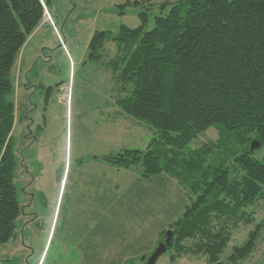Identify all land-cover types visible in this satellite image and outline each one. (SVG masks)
<instances>
[{
    "label": "trees",
    "instance_id": "trees-1",
    "mask_svg": "<svg viewBox=\"0 0 264 264\" xmlns=\"http://www.w3.org/2000/svg\"><path fill=\"white\" fill-rule=\"evenodd\" d=\"M162 5L169 11L155 16L150 30L140 11L137 27L96 31L89 42L95 60L105 42L113 44L115 55L105 64L116 83V105L156 134L145 150L125 149L102 161L120 168L140 163L144 177L165 172L177 180L191 202L158 242L170 231L171 260L203 254L208 264H224L220 256L232 230L255 223L247 208L264 186V156L253 157L264 146V0ZM45 9V0H0V243L13 238L18 216L12 70ZM210 127L215 141L187 149ZM252 141L259 146L251 149ZM263 227L254 224L243 245L233 247L230 263L251 255Z\"/></svg>",
    "mask_w": 264,
    "mask_h": 264
},
{
    "label": "rangeland",
    "instance_id": "rangeland-1",
    "mask_svg": "<svg viewBox=\"0 0 264 264\" xmlns=\"http://www.w3.org/2000/svg\"><path fill=\"white\" fill-rule=\"evenodd\" d=\"M45 1L48 14L27 38L15 61L11 99L16 110L18 77L24 78L23 75L32 79V85L34 78L36 82L62 81L59 91L53 87L48 95L50 91L43 90L51 103L46 120V141L54 145L57 140L63 148L80 151L86 144V129L99 95L103 104V96L109 87L116 86L105 64L115 55L113 44L105 42L98 50L100 59H91L89 42L93 34L96 31L116 33L121 25L135 28L141 23L140 11L147 14L146 29L150 30L154 26V17L169 11L170 5L164 7L162 4L176 0ZM136 1H141V4H135ZM118 110L121 117L116 108L111 132L100 130L101 156L125 149L145 150L156 136L146 123L126 116L119 107ZM216 139V129L210 127L194 138L187 149H196ZM263 156L264 146L253 153L257 160ZM142 172L140 163L130 168L101 163V181L94 198L92 192L85 191L84 202L73 206L75 217L68 213L65 204L61 207L56 234L43 264H145L159 243V234L181 218L191 201L188 192L167 173L144 177ZM65 196L64 201L67 199ZM247 211L253 215L255 223L264 222V186L262 196ZM66 222L70 226L79 222L80 226L73 234L65 232L68 237L61 238L60 231L64 230ZM255 223L240 224L232 230V237L220 256L224 264H232L228 257L233 247L243 245ZM22 233V230L18 232V240L12 238L0 243V264L9 260L11 264L37 263L42 244L35 240L33 248H25L21 242ZM84 235V248H71L76 239L80 240ZM65 238H69L68 253L59 246L60 240L64 242ZM173 253L174 250L168 248L155 264H208L203 254L181 255L171 260ZM235 264H264V227L251 255Z\"/></svg>",
    "mask_w": 264,
    "mask_h": 264
},
{
    "label": "flooded vegetation",
    "instance_id": "flooded-vegetation-1",
    "mask_svg": "<svg viewBox=\"0 0 264 264\" xmlns=\"http://www.w3.org/2000/svg\"><path fill=\"white\" fill-rule=\"evenodd\" d=\"M23 77H18L15 94L18 103L16 110L14 105L12 136L14 188L18 204L13 238L18 240V232L22 230L21 242L25 248H33L35 240L44 248L52 220L58 216L59 221L61 207L65 204L68 213L75 217L73 206L84 202L85 191L92 192L94 198L101 181V163L112 167L110 162L102 161L104 156L111 160L112 153L101 156L99 143L100 130L111 132L115 123L116 86L109 87L103 96V104L99 95L86 129V144L80 151H73L61 147L57 140L54 145L46 141V120L51 111L47 98L53 87L57 91L61 89L62 81L36 82L34 78L32 85V79L26 75ZM43 90L50 92L47 96L45 92L44 96ZM64 196L67 197L65 201ZM69 226L70 223L69 234L78 230V222ZM68 239L65 238L67 242Z\"/></svg>",
    "mask_w": 264,
    "mask_h": 264
},
{
    "label": "crops",
    "instance_id": "crops-1",
    "mask_svg": "<svg viewBox=\"0 0 264 264\" xmlns=\"http://www.w3.org/2000/svg\"><path fill=\"white\" fill-rule=\"evenodd\" d=\"M44 20H45V18H44ZM116 108H117V114H119V116L121 117V115H120V112H119V110H118V106H116ZM58 219V218H57ZM56 219V217H55V219L54 220H52V222H51V225H50V229H49V233H48V235H47V239H46V243H45V247L43 248V250L41 251V253H40V255L38 256V258H37V263L36 264H41V262H42V264L44 263V260L46 259V257H47V253H48V251H49V249H50V246H51V244H52V242H53V238H54V235L56 234V230H57V226H58V220ZM68 222H66V223H64V225L65 226H63V231H60V236H61V238L62 237H64L65 235H67V234H65V232H67L68 233ZM79 226H80V223L78 222V228H79ZM82 230H85L84 228L82 229ZM88 232V231H87ZM86 232V233H87ZM67 237H68V235H67ZM77 241L75 242V244H74V247L76 246L77 248H84V246H85V240H86V235H84L83 236V238H81L80 240L77 238L76 239ZM68 244H69V241L67 242V241H62V240H60V244H59V246H60V249L61 250H63L64 251V253H68L67 252V250L69 249L67 246H68ZM71 249V248H70ZM47 250V251H46ZM45 257V258H44ZM44 259V260H43ZM126 261H128V260H126ZM125 261V262H126Z\"/></svg>",
    "mask_w": 264,
    "mask_h": 264
},
{
    "label": "water",
    "instance_id": "water-1",
    "mask_svg": "<svg viewBox=\"0 0 264 264\" xmlns=\"http://www.w3.org/2000/svg\"><path fill=\"white\" fill-rule=\"evenodd\" d=\"M258 146H259V144L256 141H252L250 147H251V149H255ZM166 235H167V238H166L165 242L158 243L156 249L152 252V254L147 259L146 264H155L158 257L166 251V247L169 244V239L171 236L170 231H167Z\"/></svg>",
    "mask_w": 264,
    "mask_h": 264
}]
</instances>
